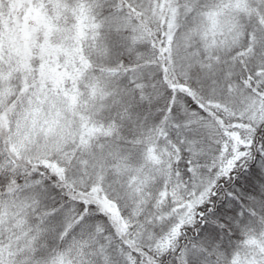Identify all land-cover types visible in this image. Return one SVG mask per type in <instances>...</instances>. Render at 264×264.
Here are the masks:
<instances>
[{
	"label": "snow or ice",
	"instance_id": "obj_1",
	"mask_svg": "<svg viewBox=\"0 0 264 264\" xmlns=\"http://www.w3.org/2000/svg\"><path fill=\"white\" fill-rule=\"evenodd\" d=\"M0 264H264V0H0Z\"/></svg>",
	"mask_w": 264,
	"mask_h": 264
}]
</instances>
